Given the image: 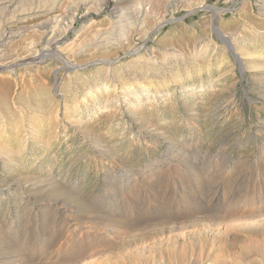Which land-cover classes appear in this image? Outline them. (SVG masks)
I'll return each instance as SVG.
<instances>
[{
  "label": "rangeland",
  "instance_id": "obj_1",
  "mask_svg": "<svg viewBox=\"0 0 264 264\" xmlns=\"http://www.w3.org/2000/svg\"><path fill=\"white\" fill-rule=\"evenodd\" d=\"M13 1L0 264H264V0Z\"/></svg>",
  "mask_w": 264,
  "mask_h": 264
},
{
  "label": "bare ground",
  "instance_id": "obj_2",
  "mask_svg": "<svg viewBox=\"0 0 264 264\" xmlns=\"http://www.w3.org/2000/svg\"><path fill=\"white\" fill-rule=\"evenodd\" d=\"M0 1H2V0H0ZM13 1V0H12ZM155 1V0H154ZM6 2V1H5ZM14 2V1H13ZM18 2V1H17ZM156 2V6H158L159 7V5H161L163 2H164V0H156L155 1ZM3 3V2H2ZM7 3V2H6ZM9 3V2H8ZM23 3H25V2H23ZM12 4V3H11ZM11 4H9V5H11ZM14 4V3H13ZM17 4V3H16ZM44 4V3H43ZM1 5V4H0ZM25 5V4H24ZM23 5V6H24ZM38 5V4H37ZM45 5V4H44ZM46 5H47V3H46ZM17 6V5H16ZM36 6V5H35ZM40 7H42V3H41V6ZM16 8V7H15ZM36 8V7H35ZM7 9H9V8H7ZM47 9V7H45L43 10H46ZM5 10H6V8H5ZM48 11L49 10H51V8L50 9H47ZM14 11V10H13ZM12 11V12H13ZM17 11V10H16ZM16 11H15V13H16ZM5 12V11H4ZM20 13V12H19ZM162 14V13H161ZM4 15V14H3ZM13 16V15H12ZM15 16H16V14H15ZM163 16V15H162ZM161 16V17H162ZM10 17V16H9ZM19 17V16H18ZM17 17V18H18ZM157 17V16H156ZM8 18V17H7ZM19 19V18H18ZM15 20V19H14ZM13 20V21H14ZM19 20H21V19H19ZM12 21V20H11ZM163 21V20H162ZM7 22V21H6ZM15 23V22H14ZM155 23V22H154ZM11 24V23H10ZM16 24V23H15ZM50 24V23H49ZM156 25V24H155ZM26 26V25H25ZM158 26H160V25H158ZM157 27V26H156ZM28 28V27H27ZM30 28V27H29ZM15 29H17V28H15ZM16 31V30H15ZM101 35V34H100ZM99 38V37H98ZM102 49V48H101ZM52 54V53H51ZM54 55H55V53H54ZM254 58V57H253ZM67 66L69 67V68H72L74 65H72V64H70V63H68L67 64Z\"/></svg>",
  "mask_w": 264,
  "mask_h": 264
}]
</instances>
